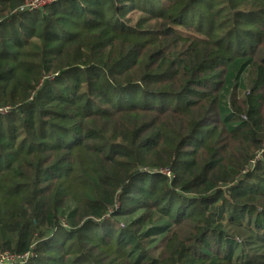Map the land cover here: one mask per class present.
Returning <instances> with one entry per match:
<instances>
[{
	"label": "trees",
	"instance_id": "trees-1",
	"mask_svg": "<svg viewBox=\"0 0 264 264\" xmlns=\"http://www.w3.org/2000/svg\"><path fill=\"white\" fill-rule=\"evenodd\" d=\"M27 1L0 0L8 264H264V0Z\"/></svg>",
	"mask_w": 264,
	"mask_h": 264
},
{
	"label": "rangeland",
	"instance_id": "rangeland-1",
	"mask_svg": "<svg viewBox=\"0 0 264 264\" xmlns=\"http://www.w3.org/2000/svg\"><path fill=\"white\" fill-rule=\"evenodd\" d=\"M240 79L242 84L236 82L233 84L232 88H230L227 92L223 93L224 106H227L229 101H235L237 103L240 102L247 96L248 92L251 91L252 72L250 71V69L243 73ZM138 216H140V212H137L135 215L127 219H122V224H128ZM62 223L65 224L64 220H62ZM166 227L168 229V222L165 219L156 216L153 224H148L147 227L141 231V233H145L153 229L162 230ZM225 230L236 241H238L239 244L244 245V243L249 242V234H246L243 229H235L234 227L226 226ZM164 235L165 233L161 235H156L154 237V243L151 245V247L153 248V252L156 256H158L160 252L159 245ZM247 249L250 250L251 248L247 247ZM252 251H256L257 253H264V245L260 248H252Z\"/></svg>",
	"mask_w": 264,
	"mask_h": 264
},
{
	"label": "built area",
	"instance_id": "built-area-1",
	"mask_svg": "<svg viewBox=\"0 0 264 264\" xmlns=\"http://www.w3.org/2000/svg\"><path fill=\"white\" fill-rule=\"evenodd\" d=\"M55 0H30L25 3V6L22 10H40L43 9L45 6L53 4ZM12 108L10 106L0 108V116L8 115L11 112ZM161 174L164 176L171 178V171L169 169H165L161 171ZM14 260V257L3 254L0 255V264H8Z\"/></svg>",
	"mask_w": 264,
	"mask_h": 264
}]
</instances>
